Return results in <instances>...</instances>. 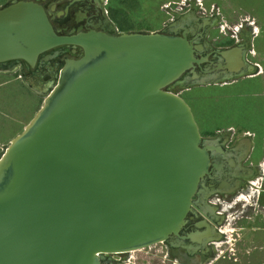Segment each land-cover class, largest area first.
I'll use <instances>...</instances> for the list:
<instances>
[{
  "label": "water",
  "instance_id": "95a60500",
  "mask_svg": "<svg viewBox=\"0 0 264 264\" xmlns=\"http://www.w3.org/2000/svg\"><path fill=\"white\" fill-rule=\"evenodd\" d=\"M202 19L191 38L188 30L65 35L36 0L0 7V63L34 66L59 46L83 50L65 58L0 157V264H104V254L181 237L194 197L226 163L214 160L219 140L204 137L170 87L221 82L212 66L227 68L224 60L231 72L229 54L249 49L213 48ZM189 72L193 82L182 80Z\"/></svg>",
  "mask_w": 264,
  "mask_h": 264
},
{
  "label": "rangeland",
  "instance_id": "374dc122",
  "mask_svg": "<svg viewBox=\"0 0 264 264\" xmlns=\"http://www.w3.org/2000/svg\"><path fill=\"white\" fill-rule=\"evenodd\" d=\"M11 1L0 0V7ZM251 4L252 0H111L108 9L111 17L125 32H160L169 22H173L180 13L192 11L196 17L212 18L216 25L214 29H210L211 33L208 38L213 39L214 43H218L217 45L228 47L234 42H238L236 39L240 38L244 31H247L252 38L254 29L258 28L256 22L263 16L256 9L253 11V15L247 14L246 12L253 8ZM234 9L237 10V13L232 12ZM255 42L258 44V40L251 43L255 44ZM18 76V73L15 72L0 73V157L10 141L23 131L44 103L45 96L33 92L21 78H17ZM226 80L223 79V81L211 85L232 83L234 79ZM263 87V81L257 77L236 84L214 87H202L200 85L186 89L187 87L184 85L171 86L174 92L179 93L191 105L204 137L210 133L213 135L218 129L222 130L223 128L225 130L217 132L216 135L219 133L229 135L227 126L230 123H235L242 129L253 126L257 128L258 118H255L256 113L253 112V109L261 107L262 101L258 96L252 97L251 94H248L245 97L242 96V93L245 95V91H259ZM209 91H212L210 92L212 94L208 96L206 93ZM244 106L250 107L252 110L250 116L244 111ZM205 107L209 112L210 119L208 120L202 119L201 116L202 110H206ZM241 133H236V135ZM217 139L220 140V137ZM254 181L257 183L258 179H254ZM255 193H257L255 189H250L249 192H244L239 198H234L236 209L243 210L246 206V212H252L251 197ZM234 214L236 213L229 214V217L231 218ZM262 214L263 211H257V215ZM248 216L245 220H232L231 226L226 223L227 239L222 241V247L218 251L219 256L213 261L215 264L262 263V258L261 262L258 260V243L249 244L250 246L247 247V245L244 246V240H242L250 237L254 230L252 226L261 221L258 219L255 223L253 221L248 222L251 220V218L248 219ZM248 251H253L252 253L256 254L253 256L256 258L255 260L251 259L248 262L249 254L242 256ZM128 255L124 264H178V261L169 258L165 243L132 251Z\"/></svg>",
  "mask_w": 264,
  "mask_h": 264
},
{
  "label": "flooded vegetation",
  "instance_id": "af4514ba",
  "mask_svg": "<svg viewBox=\"0 0 264 264\" xmlns=\"http://www.w3.org/2000/svg\"><path fill=\"white\" fill-rule=\"evenodd\" d=\"M36 1L46 6L47 14L59 34L72 35L90 30L102 31L112 35L125 32L111 17L108 9L111 0ZM202 18L204 17H196L192 11L183 12L177 15L173 22H169L163 31L166 34L182 35L185 30H188V36L191 38L193 36L190 32L191 28L195 27ZM205 19H209L206 28L214 29L216 22L212 18L205 17ZM73 50L74 46L56 47L42 54L34 66L24 60L2 62L0 63V73H18L17 78H21L29 89L35 93L46 95L56 84L59 69L65 63V58H79L83 54L80 47H76L75 52ZM223 62L227 68L218 69L219 66L217 67L216 64V70L212 66L210 75L216 73L225 79L228 75H232L228 63L224 60ZM222 69H226V71H222ZM182 80L193 82V76L189 72L182 77ZM170 89L172 88L170 87ZM229 136L230 133L229 135L227 133H219V135L215 133L213 135L212 138L220 137L218 143L222 146L213 153L214 160L226 163V166L221 167L220 170H214L217 177L207 178L206 187H201L194 197V206L188 216V223L181 231V237H175L164 242L169 258L178 261V264H215L213 261L219 256L218 251L222 247V241L227 239L226 223L231 226L232 220H245L248 215V219H252L259 216L257 215L258 210L264 212V208L258 203L257 206H252L251 215L246 212V206L243 210L236 209L234 198H239L244 192L256 188L257 184L254 179H257L259 173L254 171L253 174H248L246 170L236 172L232 169L228 155L233 151V148L231 142V144L227 143ZM232 179L235 182L233 185L230 184ZM233 213L236 214L230 218L229 214ZM198 231H204L205 235L197 237ZM130 253L104 254L102 261L104 264H124Z\"/></svg>",
  "mask_w": 264,
  "mask_h": 264
},
{
  "label": "crops",
  "instance_id": "0c3cea01",
  "mask_svg": "<svg viewBox=\"0 0 264 264\" xmlns=\"http://www.w3.org/2000/svg\"><path fill=\"white\" fill-rule=\"evenodd\" d=\"M248 4V3H247ZM251 11L246 12L247 14L253 15V11L255 9L259 12H261L262 18L258 22H256V26L258 25V28L256 30L254 29L253 37L251 38L248 34V32L244 31L242 38L236 39L238 42H234L230 46L226 48H231L234 46H237L238 44H242L243 46L249 45V50L244 51L243 56L241 58L239 53H230L228 56L229 62L231 64L236 63L238 66L233 67L231 70V74L234 75V79L232 83H223V84H213V85H206L202 87H214V86H223L227 84H236L238 82L248 81L252 80L254 78H258L261 81H263L264 85V0H252ZM237 10L234 9L232 11L233 13H237ZM258 30V33H257ZM257 36V37H256ZM241 40V41H240ZM258 40V44H252L251 42H254ZM208 43L212 44L213 48L216 47H224L222 45H217L218 43H214V40H210L208 38ZM240 41V42H239ZM249 55V56H248ZM230 80V79H228ZM227 81V80H226ZM212 91H209V93H206L208 96L212 93ZM248 94H251L252 97L258 96L259 99L262 101L261 107H258L257 109H253V112L255 114V118H258L257 121V128L251 127V128H245L242 129L235 123H230L227 127L229 128L227 132L231 133L228 139L227 143H230L232 145L233 151L229 153V161L230 166H232V169H234L236 172L246 170L248 174H253V172L259 173L258 181H256L257 186L254 188L257 193H255L254 196H252V203L250 205L257 206L258 204H261L264 208V87L263 89H260L259 91H245V95L242 93V96L247 97ZM45 96V95H43ZM203 102V100H202ZM203 104V103H202ZM204 106V105H203ZM201 112L202 119H210L208 114V110L205 107ZM244 111L250 116L252 110L244 106ZM201 128V127H200ZM224 129V128H223ZM222 129V130H223ZM221 129H218L217 132L222 131ZM225 130V129H224ZM235 131V132H234ZM216 132V133H217ZM236 135V133H240ZM211 134V133H210ZM208 134L206 137H213V135ZM204 135V134H203ZM216 138V137H215ZM227 139V138H226ZM255 182V181H254ZM260 219L259 223H255L256 220ZM253 221L254 226H252L253 233L250 237H246V241L244 240V246L247 245L250 246L251 244L254 245L258 243V257L259 261L262 258V263L258 264H264V212L260 216H255L248 222ZM250 244V245H249ZM256 247V246H255ZM246 251V249H245ZM251 251V250H249ZM243 253L242 256H245V254H249L250 256L248 259V262L251 261V259H256L253 256H256L255 253L252 252ZM261 262V261H260Z\"/></svg>",
  "mask_w": 264,
  "mask_h": 264
}]
</instances>
